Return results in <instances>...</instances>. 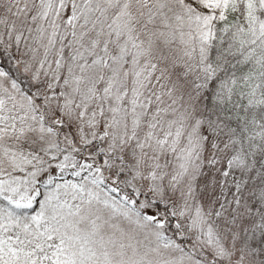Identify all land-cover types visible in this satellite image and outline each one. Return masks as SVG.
I'll return each mask as SVG.
<instances>
[{"label": "snow or ice", "instance_id": "1", "mask_svg": "<svg viewBox=\"0 0 264 264\" xmlns=\"http://www.w3.org/2000/svg\"><path fill=\"white\" fill-rule=\"evenodd\" d=\"M0 264H264V0H0Z\"/></svg>", "mask_w": 264, "mask_h": 264}]
</instances>
